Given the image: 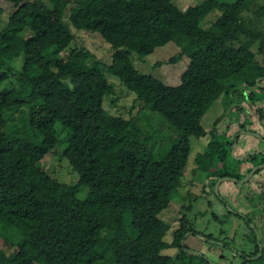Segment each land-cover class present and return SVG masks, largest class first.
<instances>
[{"label":"trees","instance_id":"16d2710c","mask_svg":"<svg viewBox=\"0 0 264 264\" xmlns=\"http://www.w3.org/2000/svg\"><path fill=\"white\" fill-rule=\"evenodd\" d=\"M13 4L0 34V228L9 250L0 249V264H212L184 244L187 233L195 234L185 218L167 241L170 226L159 214L179 194L187 158L178 147L206 134L201 119L211 104L264 91L257 81L264 63L256 59L264 55V35L237 24L242 12L263 21L264 4L202 0L196 10L175 0ZM212 11L219 15L205 27ZM81 29L109 44L107 72L134 94L135 116L104 108L112 88L104 61L75 45ZM244 38L257 43L256 52L236 44ZM169 42L179 52L168 62L187 63L177 85L140 72L132 60ZM225 143L231 148V140ZM58 154L77 173L76 183L59 181L41 164ZM257 253L241 252L239 264H264L263 251L251 258Z\"/></svg>","mask_w":264,"mask_h":264},{"label":"rangeland","instance_id":"374dc122","mask_svg":"<svg viewBox=\"0 0 264 264\" xmlns=\"http://www.w3.org/2000/svg\"><path fill=\"white\" fill-rule=\"evenodd\" d=\"M200 1L202 0H175L179 6L193 10L199 7ZM257 1L264 4V0ZM13 9V0H0V34L7 30L9 15ZM68 12L66 9L65 20ZM218 15V11L210 12L204 20V26H210ZM240 16L242 21L237 22L238 25L244 22L252 31L256 30L264 35V19L260 21L261 19L254 18L252 12H242ZM75 36L76 46L87 48L104 61L102 69L112 88V92L104 97V108L114 115L126 118L135 116L140 105L137 103L132 108L134 94L107 72L106 66L111 61L109 44L98 33L86 29L75 31ZM241 43L256 52L257 43L251 44L248 38L236 42ZM178 52V46L169 42L155 48L153 53L145 57L133 54L132 60L140 72L150 74L165 84L177 85L180 74L187 67L186 58L175 63H169L168 60ZM256 59L264 63L263 54L257 53ZM17 61L22 63V58ZM157 62L162 64L155 66ZM250 92H243L245 96L237 94L219 97L201 119L206 134L202 137H188L179 145V154L187 158L179 194L159 214V218L170 226L165 237L167 241H171V232L180 226L179 220L185 218L195 234L187 233L184 244L205 253L213 264H239L241 252L250 255L257 249L258 253L251 258H257L264 252V165L252 172L255 167L264 163V154L261 152L264 151V118H260L258 113L259 108H264V91L254 88L252 94ZM228 111L226 119L221 122ZM231 138L235 141L232 142ZM230 140L231 148H228L225 142ZM235 142L236 147L232 153ZM212 143L215 146L218 144L214 150ZM255 150L259 152L238 159L246 152ZM41 164L59 181L74 184L78 180L77 173L59 154L55 157L44 156ZM249 175L251 176L246 180ZM225 177L231 179L223 181ZM207 237H211L210 242H206ZM0 249L9 252L3 241L1 228ZM174 251L175 249H170L168 252Z\"/></svg>","mask_w":264,"mask_h":264},{"label":"water","instance_id":"95a60500","mask_svg":"<svg viewBox=\"0 0 264 264\" xmlns=\"http://www.w3.org/2000/svg\"><path fill=\"white\" fill-rule=\"evenodd\" d=\"M262 79H264V77L262 78V77H260V78H258L257 79V81L259 82V86H261V87H264V83H261L260 82V80H262ZM230 111V110H229ZM229 111L227 112V114L224 116V118L222 119V121L221 122H223L224 121V119H226V116L228 115V113H229ZM263 111H264V108H263ZM261 137V136H260ZM235 141V140H234ZM235 147H236V142L233 144V148H232V153L234 152V149H235ZM257 152H259V151H250V152H246L245 154H243L242 156H240V157H238V159H242V158H244L245 156H247V155H254L255 153H257ZM263 154H264V151H261ZM264 165V163L263 164H261V165H259V166H257V167H255L253 170H252V172H254L258 167H262ZM251 175H249L247 178H246V180L250 177ZM228 179H231L230 177H225V178H223L222 180L224 181V180H228ZM217 189V188H216ZM197 237L199 238V235H197ZM201 239V238H200ZM204 239V238H203ZM213 264V263H212Z\"/></svg>","mask_w":264,"mask_h":264},{"label":"crops","instance_id":"0c3cea01","mask_svg":"<svg viewBox=\"0 0 264 264\" xmlns=\"http://www.w3.org/2000/svg\"><path fill=\"white\" fill-rule=\"evenodd\" d=\"M264 113V111L262 112V114ZM263 122V121H262ZM263 124H264V122H263ZM240 132H241V130H240ZM237 135H238V133H236ZM236 134H235V136H234V138L236 137ZM234 138L232 139V142L234 141ZM262 138H264V135L262 134ZM244 148V146H242V149ZM245 151H247V150H245ZM244 152V151H243ZM234 153V152H233ZM224 158V157H223ZM225 181V180H224ZM238 193H239V195H240V192L238 191Z\"/></svg>","mask_w":264,"mask_h":264},{"label":"flooded vegetation","instance_id":"af4514ba","mask_svg":"<svg viewBox=\"0 0 264 264\" xmlns=\"http://www.w3.org/2000/svg\"><path fill=\"white\" fill-rule=\"evenodd\" d=\"M190 232L193 233L192 231H190ZM190 232H189V233H190ZM193 234H194V233H193ZM207 240H208V239H207Z\"/></svg>","mask_w":264,"mask_h":264}]
</instances>
